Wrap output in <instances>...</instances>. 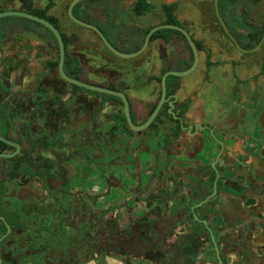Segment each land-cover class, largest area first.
I'll return each instance as SVG.
<instances>
[{
	"label": "flooded vegetation",
	"instance_id": "obj_1",
	"mask_svg": "<svg viewBox=\"0 0 264 264\" xmlns=\"http://www.w3.org/2000/svg\"><path fill=\"white\" fill-rule=\"evenodd\" d=\"M79 4L81 10L86 3L83 1ZM24 5L20 0H0L1 12L23 11ZM199 5L212 7L214 21L222 28L215 12V0L212 5L207 0H201ZM172 6L174 15L178 8L175 3L162 6L165 20L157 26L166 24L168 15L164 8ZM30 9L46 10V16L56 21L57 29L66 39L67 53L73 58L69 47L78 38L64 32L60 19L54 13L51 15L50 11H54L56 5L50 3L46 7H35L31 0ZM219 9L226 25L241 34V42L246 47L254 49L260 44L250 48L251 45L246 42L256 35V39L264 37V23L259 25L264 15V0H220ZM81 12L80 16L88 17L84 22L92 24L90 13L86 10ZM4 22L0 24V137L5 141L0 140V155L5 157L0 158V196L3 194L1 207L6 210L9 219L19 216L21 224L37 228L36 219L45 220L47 215L55 214L70 219L74 225L77 211L88 222L92 213L108 210L102 220L104 227L99 234L97 246L93 252L82 257L79 264H84L85 258L93 259L94 264H264V164L258 170L257 165L246 167L234 154L227 153L221 141H218L220 151L215 161L208 166L201 163L196 165L197 161L182 162L174 149L182 132L189 133L182 128V122L186 129L191 126L186 117L192 104L191 98L183 103H175L174 112L179 120H175L169 113V103L161 110L164 111L167 105V113L180 122L182 130L177 138L172 134L176 124L166 116H162V123L156 128H152L154 122L149 129L134 132L127 121L125 125L119 120L125 118L122 100L120 102L110 98L111 95L81 87L76 90V85L61 78L58 70L59 45L46 27L15 21ZM259 26L263 28L260 31L256 29ZM73 59L77 60L82 70L81 80L78 81L118 91L114 86L85 79L79 59ZM55 63L58 65L55 66ZM159 85L161 87V83ZM177 90L178 87L173 96H167L170 101H174ZM78 92L103 99L95 114V122L107 102L120 104L123 116L112 114L110 118L122 122L127 134L132 137L141 136L140 144L136 143L134 150L131 148L126 154L117 148L111 154L101 136L95 138L91 134L84 136L82 133L78 136L69 133L83 109L79 106L83 100L77 96ZM186 103H189V108L180 116L178 108ZM153 108L141 123H137L131 109L134 124L143 125L154 111ZM165 122H170L174 128L165 136L163 148L154 151L156 161L143 168L145 164H141L140 154L134 157L132 153L139 149V145H146ZM193 127V134L205 129L200 125L195 132L197 126ZM167 136L168 145L165 144ZM250 152L246 154H256L255 151ZM221 159H226V166L219 165ZM115 161L122 178L125 181L131 179L130 195L123 193L122 196L124 205L133 203L143 208L142 213H138L140 217L129 227L110 224L107 218L116 213L119 206H99L101 197L89 190L94 179H99L102 187L108 186L109 167ZM223 182L236 188L239 191L237 196L221 193L219 189ZM32 183L39 185V197L22 195V191ZM55 183H58L57 188L70 190L52 192L51 187ZM204 183H207L205 187ZM138 187L140 190L136 191ZM72 189L79 191L74 192ZM252 200L257 204L250 203ZM161 202L165 203V210L161 209ZM93 203H96L95 206ZM146 206L150 208L148 214L144 212ZM2 224L7 228L5 233ZM85 228L89 230L88 223ZM71 229V224L65 228L66 231ZM23 234L24 230L11 226L5 215H0L1 264H17L18 260L12 252L16 250L17 242ZM4 241L6 251L3 254Z\"/></svg>",
	"mask_w": 264,
	"mask_h": 264
},
{
	"label": "crops",
	"instance_id": "obj_2",
	"mask_svg": "<svg viewBox=\"0 0 264 264\" xmlns=\"http://www.w3.org/2000/svg\"><path fill=\"white\" fill-rule=\"evenodd\" d=\"M85 3L81 10L90 13L92 24L101 29L109 42L122 53L137 52L146 39L138 37L133 41L129 40L125 34L127 28L135 25L141 35L158 25L154 17V5L150 11L137 15L134 12L135 4L126 1L85 0ZM183 8L178 7L174 17L204 50L199 54L196 69L200 70L198 82L191 79L178 80L176 96L179 103L191 98L192 104L186 114L187 123L197 128L201 125L205 129H200L196 134L193 131L182 132L174 149L177 158L182 162L197 161L196 165L201 163L208 166L215 161L220 151L218 141H221L225 144L227 153L234 154L246 167L257 165V170L262 169L264 57L255 58L250 64H258L260 69L249 72V63L245 57L237 53L238 49H233L235 45L232 41H226L221 36V27L218 29L211 7L191 5ZM81 10L78 11L79 14L82 13ZM61 11L58 15H54L52 10L50 13L59 18ZM71 26L65 23L64 28L78 40L70 45L69 51L73 58L79 59L84 69V78L105 86H114L116 90L125 93L137 123L146 120L160 99L161 87L156 79L162 76V70L186 71L182 67L190 61L189 50L178 36H173L168 42L163 39L151 42L143 54L127 59L113 54L90 29H72ZM98 59H101L102 64L97 62ZM143 66L145 68L139 73V83L136 86L130 84L127 74ZM141 85H148L149 90L144 91ZM77 96L83 100L82 106L79 105L83 109L69 133L78 136L82 133L84 136L91 134L95 138L99 135L107 143L111 154L115 148L126 154L131 148L134 150L136 143L140 144L141 136L132 137L127 134L122 122L110 118L112 114L123 116L120 104L107 102L95 122V114L103 99L85 92H78ZM173 128V124L165 122L146 145H139V149L132 153L134 157L140 154L141 164H145L143 168L156 161L154 151L163 148V140ZM250 151H255L256 154L252 156ZM249 152L251 155L246 154ZM219 165L226 166V159H221ZM225 178L223 175L224 181ZM203 185L205 187L207 183ZM219 190L234 196L239 193L226 182L222 183ZM250 203L257 204L254 200Z\"/></svg>",
	"mask_w": 264,
	"mask_h": 264
},
{
	"label": "trees",
	"instance_id": "obj_3",
	"mask_svg": "<svg viewBox=\"0 0 264 264\" xmlns=\"http://www.w3.org/2000/svg\"><path fill=\"white\" fill-rule=\"evenodd\" d=\"M20 1L23 4H25L23 6V11H27L36 16L47 19L52 24L57 26L56 21L54 19L48 18L46 16V13H47L46 10H43V11L31 10L30 9L31 0H20ZM150 9H151V6L148 3H146L145 1H140L139 3L135 5L134 12L137 15H142L145 12L150 11ZM79 10H80V4H78L74 9L75 17H77L78 19L82 21H86L88 17L86 15L80 16V14H78ZM164 10L168 15L166 24H171V25H176V26L181 27L180 23L177 21V19L173 15L174 7L173 6L165 7ZM11 18L12 17H9L8 19H11ZM16 19L17 21L15 22H21V23H27V24L30 23V24H34V25L45 28L44 26L38 23H35L33 21H30L24 18L16 17ZM228 28L233 34V36L239 41L240 45L244 49H249V47H246L241 42V34L233 30L230 26H228ZM150 30H147L144 32L145 36L148 35ZM48 32L53 36V34L49 30ZM173 36L180 37L181 40H183V42L187 45V48L191 53L190 61L185 66L182 67L183 70H187L191 67L193 63V52L187 40L181 33L177 31H173V30H161V31L156 32L152 36L151 42H154L158 39H163L164 41L168 42ZM261 39H262L261 36L258 39H256V42L254 45L255 46L258 45ZM64 40L66 43L65 37H64ZM196 44H197V48L199 51L204 50L203 46L200 43L196 42ZM141 47L142 45L139 47V49ZM251 47L253 48L254 46H251ZM54 65L57 66L58 63H55ZM65 70L70 77L76 80H81L82 70L77 60L71 58L68 53H67ZM166 72H167L166 70L163 71L162 76L156 79L158 83H161L162 77ZM177 81H178V78L174 76H170L167 79V96L168 97H171L174 95L177 89V85H176ZM74 88L76 90L81 89L77 86H74ZM110 98L121 102V99L117 97L110 96ZM164 108L166 109L167 105ZM188 108H189V103L183 104L181 107H179L178 108L180 110L179 115L183 116L187 112ZM165 109L164 111L160 113L159 117L156 119L155 123L152 125V128H156L158 124H161L162 116H166L169 118L171 122L176 124V127L173 130L172 134L175 138H177L180 135L181 130H182L180 122L175 121L173 117L169 115ZM119 120L124 122L125 125H127L125 118H121ZM126 128L130 133H132L130 129L128 128V126H126ZM165 144L166 145L169 144L168 136L165 139ZM2 196H0V215H5L7 221L9 222L11 226L21 228L22 230H24V234L22 235V238H19L17 242L18 244L16 246V250L12 252V255H14V257L18 260L17 264H79L82 257L93 252V250L97 246L98 244L97 241L99 240L98 237L100 236L99 234L101 233V230L104 227L102 220L109 212L108 210H102L101 212H98V213H92L90 220L87 222V219H84L83 217H81L82 215H80L79 211H77L76 212L77 218H76L74 225L71 223L70 219L57 217V215L52 214V215H47L48 218L45 220L42 218L41 220L36 219L37 228L27 227V226H24V224H21V221L18 218L19 216L13 217V220L9 219V216L6 214V210L2 208L3 207L2 206V198H3ZM95 204L96 203H93L94 206ZM113 210H115V208ZM86 223H88V226L90 227L88 228L89 230H86L85 228ZM70 224L72 226V229L66 231L65 228L69 227ZM2 229L4 233L7 230L4 224H2ZM5 244L6 242L4 241L2 244L3 254L6 251ZM19 244H23V246L20 247ZM0 257L1 258L3 257L2 253H0ZM5 262L6 261H4V263Z\"/></svg>",
	"mask_w": 264,
	"mask_h": 264
},
{
	"label": "rangeland",
	"instance_id": "obj_4",
	"mask_svg": "<svg viewBox=\"0 0 264 264\" xmlns=\"http://www.w3.org/2000/svg\"><path fill=\"white\" fill-rule=\"evenodd\" d=\"M71 0H33L35 7L40 6V7H46L48 6L50 3H53L56 5V9L53 11V13L55 15H58L60 13V11L62 12V15H60L59 17V21L61 23V26L64 27L65 23H68V25H72L71 27H73L72 29H83L86 30L85 28H81L80 26L76 25L75 23H73L71 20L68 19L67 17V7L69 5ZM87 1H91V0H87ZM118 2H120L121 0H116ZM126 1L127 3H134L137 4L140 1H145L146 3H148L151 7L152 5H154V9H156V12L154 13V17L156 18V22L161 23L165 20V17L163 16L162 13V6L166 3V4H171V3H175L178 7H184L187 8L188 6L191 5H199L201 0H123ZM212 1L213 0H207V3L212 5ZM183 8V9H184ZM212 8V7H211ZM185 11V10H183ZM62 16V17H61ZM19 18V17H17ZM62 18V19H61ZM262 18V19H261ZM260 20V24L264 23V15L263 17H261ZM4 21H17L16 17H12L11 19H3ZM0 24L5 23L4 21L0 20ZM188 25V24H187ZM190 27V25H189ZM43 29V28H42ZM218 29H220V27L218 26ZM258 31L262 30L263 28L261 26H259L258 28H256ZM44 30V29H43ZM64 32L69 33V30H66V28H63ZM221 36L226 40V41H231L230 38L228 37V35H226L223 32V29L221 28V30H219ZM125 34L127 35V38L131 41H133L134 39L141 37L142 39H144V33H142L141 35H139V31L137 29V27L135 25L127 28V30L125 31ZM258 36L256 35L255 37H253L252 39H249L246 43H248V45L253 46L256 42V38ZM140 38V39H141ZM250 46V47H251ZM233 49H235V51H237L236 47L233 46ZM239 51V50H238ZM237 53L241 56H244L246 61H248L249 66H248V71L249 72H256L257 70L260 69V66L258 64H250L252 63V61L255 58L258 57H264V44L262 45L261 49L255 53L252 54H245L242 53L241 51H239ZM189 53V51H188ZM190 55V54H189ZM99 64H102L101 59H98L97 61ZM144 66L137 69L136 71H132L129 74H127V81L130 84H134V86H136L139 83V73H142L144 71ZM151 71V70H149ZM199 71L200 70H196L194 71L192 74L185 76V77H179L178 80L179 81H186L188 79L191 80H195L198 82L199 80ZM141 88H143L144 91H148L149 90V86L148 85H141ZM118 160V159H117ZM116 160V161H117ZM116 161L110 165V169H109V174H108V186L102 187L100 185V180L99 179H94L93 183H92V187H90V192H92L94 195H97L100 198L99 200V206H106V205H110L111 206H119V209L117 210L116 213L111 214L108 216V222L112 225H122V226H127L129 227L133 221H135V219H138L140 217V215H138V213H142L141 211H143V208H139L138 205L135 204H131V205H124V201L123 200V195H130V193H128L130 191L129 184L131 182V179L129 178V180H124L122 178V176L118 173V167L115 164ZM161 175V173H160ZM125 181V182H124ZM160 181V180H158ZM58 183L52 184L51 187V191L52 192H58V191H69L70 189H62V188H57ZM131 185V184H130ZM132 186V185H131ZM74 192L79 191L72 189ZM107 190V192H106ZM137 190H140V188L138 187ZM105 191V192H104ZM40 187L39 185H37V183H32L28 188L24 189L22 191V195H34L36 197H39L40 195ZM124 193V194H123ZM127 200V199H126ZM165 203L161 202V209L165 210L166 209V205H164ZM97 210V209H95ZM146 214H148L150 212V208H148V206L145 207V211ZM152 211V210H151ZM93 261V262H92ZM84 264H94V260L91 258H85L84 259Z\"/></svg>",
	"mask_w": 264,
	"mask_h": 264
},
{
	"label": "water",
	"instance_id": "obj_5",
	"mask_svg": "<svg viewBox=\"0 0 264 264\" xmlns=\"http://www.w3.org/2000/svg\"><path fill=\"white\" fill-rule=\"evenodd\" d=\"M83 1H85V0H73L70 3V5L68 7V17L75 24H77L83 28H87V29L94 31L100 37V39L106 45V47L116 56H119L121 58H127V59L136 58V57L140 56L148 48V46L151 42L152 36L156 32L161 31V30H173V31H177V32L181 33L185 37V39L187 40V42H188V44H189V46L193 52L194 61H193L192 66L188 70H186V71H168L162 77V80H161V92H162L161 93V99H160L159 103L157 104L156 108L154 109V111L152 112V114L150 115L149 119L143 125L137 126L134 124V122L132 120V116H131V107H130L129 99L123 92L114 91V90L102 88V87H99L96 85L87 84V83H84L82 81L75 80V79H73L67 75V73L65 71L66 54H67L66 45H65L64 39L61 35V32L52 23H50L46 19H43L41 17L35 16V15L27 13V12H23L20 10L1 12L0 13V20L3 18H7V17H21V18L28 19V20H31L33 22L39 23V24L43 25L44 27H46L48 30H50L52 32V34L55 36V38L57 39V42L59 45L60 60H59L58 70H59V74H60L61 78L71 85H76V86L81 87V88L86 89V90H90V91H94V92H98V93H102V94H107V95H111V96L120 98L123 102V105H124V115H125L126 121H127L128 125L132 131L143 132V131L149 129V127L155 122V120L159 116L163 106L166 103H169V105H170L169 113L174 116L175 120H179V118L176 116V114L174 112L175 103L178 101V97L174 96V101H170V98L167 97V79L170 76H174L176 78L185 77V76L192 74L197 69L198 64H199V60H200V55H199V50L197 48V45H196L195 41L193 40V38L191 37V35L185 29H183L180 26L171 25V24L160 25V26L154 27L153 29H151L149 31V33L146 36V39L144 41V44L140 50H138L135 53H131V54L122 53V52L118 51L109 42V40L105 37V35L101 32V30L98 27H96L92 24L86 23L84 21H81L80 19L75 17L74 9L79 3L83 2ZM219 1L220 0H215V12H216L217 18L219 19L221 26L224 29L225 33L228 35V37L231 39V41L234 43V45L237 47V49L239 51H241L242 53H245V54H252V53L258 51L261 48L262 44L264 43V37L261 40L260 44L257 47H255L254 49H249V50L244 49L239 44L238 40L233 36V34L229 30L228 26L226 25V23L222 19L220 9H219ZM182 128L184 130H188V131H192L194 129L193 126H190L187 129L184 128L183 122H182ZM197 129L198 128H196L195 132L198 131ZM0 140L5 141L1 137H0ZM1 157H5V155H0V158ZM8 229H9V227H8ZM0 264H1V260H0Z\"/></svg>",
	"mask_w": 264,
	"mask_h": 264
}]
</instances>
